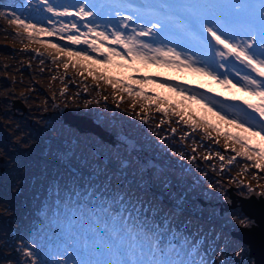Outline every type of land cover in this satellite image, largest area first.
<instances>
[{"label":"rangeland","instance_id":"obj_1","mask_svg":"<svg viewBox=\"0 0 264 264\" xmlns=\"http://www.w3.org/2000/svg\"><path fill=\"white\" fill-rule=\"evenodd\" d=\"M27 2L28 0H0V11L4 10V5ZM32 2L34 4L35 0ZM129 2L146 3L142 0ZM124 14L127 15L128 12L125 11ZM60 19L67 22L76 18ZM44 23L48 26L46 21ZM82 23L81 30L86 31ZM135 24L139 25L141 21L136 20ZM16 31L4 17H0V264H31V258L25 257L21 244H26L30 250H34L33 244H38L44 251H63L67 246L66 224L75 220V231L83 235L88 232L91 221L88 210L108 207L112 203L113 209L119 211L120 205L114 201L121 199L126 209L123 215H138L147 228L156 234L154 239H161L163 247L172 243V240H177V247L183 245L185 256L195 249L194 258L197 260L203 258L207 262L215 261L216 264H220L221 260H226L228 264H250L243 245L236 242V239L221 247L227 251L225 257L216 256V252L220 251L218 246L221 240L232 227L231 222L236 223L232 220L233 214L240 211L236 209L220 218L226 224V230L222 231L212 221L215 208H211L208 203L202 206L197 196L206 201L219 195L227 197V187L237 184L230 182L233 177L238 181L245 180V176H248L250 178L246 181L252 184L253 172L260 177L256 183L264 186V171L250 168L249 172L238 175L246 163L238 157V163L231 165L228 172L220 173V160L214 153L220 152L225 160L231 156L224 148L223 137H220L219 144L213 142L217 136L216 131H212L211 138H205L204 132L199 129L190 132L188 126L176 123L179 117L166 118L162 113L156 112L155 108L149 109L145 128L140 117L135 114L140 112L143 116L144 113L139 106L135 109L129 107L132 100L126 94L121 93L114 98L110 86L103 82L97 86L87 76V72L81 76L80 69L70 66L65 70L63 58L61 62H53L54 52L50 55L51 50L40 44L27 39H14ZM41 38L51 39L62 45L68 43L59 40V37H47L43 34ZM72 47L80 50L86 46ZM35 49H42V52H38L42 55ZM89 55L93 53L89 52ZM41 60L44 61L43 64ZM84 63L106 70L114 76L126 77L130 71L115 64L104 66L93 61ZM136 67L140 74L151 77L162 74L165 75V80L174 78V83L189 82L197 91L225 103H240L244 100L257 102L256 97L240 91L238 87H225L209 76L189 69L142 63H137ZM165 80H159L160 83L149 82L145 84V90L149 94L165 97L167 101L180 107L185 115L193 114L196 118L207 120L222 132L251 137L250 133L230 124V117L221 119L203 104L187 100L161 86ZM85 85L88 86L87 92L84 91ZM41 89L54 93L55 98L48 99ZM19 90L27 96V101L24 102L27 112L24 114H21V107L13 110L10 104L11 99H18ZM119 95H123V102H119ZM233 96L239 100L227 99ZM54 101L69 106L73 112L94 117L97 107L103 114L101 121L106 126L104 128L115 134L123 131L132 136L142 144L145 151L152 154L159 167L150 168L145 173L124 146H109L98 140L96 135L79 133L74 127H65L58 119ZM87 101L92 103L86 107ZM161 120L166 122L161 123ZM172 128H176L175 133L171 132ZM184 132H188L189 137H184ZM161 137H164L163 141ZM249 142L264 147V140L258 136L251 137ZM180 153L184 155L181 156ZM210 153L213 154L212 159H205ZM193 156L194 161L191 160ZM119 188L123 191L118 192ZM207 188L209 191L206 193L204 189ZM242 192H246V189H242ZM140 200L144 201L143 207ZM178 206H183V211L178 210ZM73 211L76 212L75 216ZM81 212L85 217L83 220L80 218ZM194 214L198 217L195 218ZM97 227L99 236L100 226ZM202 234L207 235V240L198 246V237ZM240 248L244 251L237 256L235 253ZM65 258L71 264L72 257L65 254Z\"/></svg>","mask_w":264,"mask_h":264},{"label":"snow or ice","instance_id":"obj_2","mask_svg":"<svg viewBox=\"0 0 264 264\" xmlns=\"http://www.w3.org/2000/svg\"><path fill=\"white\" fill-rule=\"evenodd\" d=\"M3 8L0 17L16 28L14 39H27L51 50L50 55L55 53L52 55L53 62H61L63 58L65 70L71 66L80 69L81 76L87 72L97 86L100 82L110 86L114 98L118 94H126L132 100L129 107L135 109L139 106L144 113L143 116L140 112L135 113L143 122H148L149 109L155 108L166 118L179 117L177 124L183 123L192 132L199 129L205 133V138H211L212 131H216L213 142L219 144L220 137H223L225 150L231 148L235 152L226 164L223 163V154L214 153L221 161V171L227 165L238 163L237 157L246 161L238 175L249 172L250 168L264 171V147L249 142L251 137L257 136L264 140V0H175L173 3L158 4H132L129 0H35L33 4L32 0H28L26 4L14 3ZM61 17L76 19L65 22ZM136 20H140L141 24L136 25ZM45 21L48 26H45ZM81 22L86 31L81 30ZM73 32L76 34H71ZM41 34L59 37V40L68 43H55L41 38ZM78 45L86 47L80 50L72 47ZM84 61L104 66L115 64L130 71L126 77L114 76ZM41 63L44 61L41 60ZM137 63L189 69L209 76L225 87H238L240 91L256 97V103L248 100L225 103L195 88L186 87V82L174 83V78L163 81L161 85L187 100L203 104L221 119L230 117V124L250 133L251 137L222 132L207 120L196 118L193 114L185 115L180 107L165 97L149 94L145 84L160 81L140 74ZM84 91H88L87 85ZM123 98L119 95V102H123ZM227 99L239 100L235 96ZM89 103L92 101H87L85 106ZM165 122L161 120V123ZM171 132L175 133L176 128H172ZM183 135L189 137L190 134L184 132ZM163 139L161 137V141ZM212 155L210 153L205 159H212ZM191 160L194 161L195 157ZM252 177L257 181L260 179L256 172L252 173ZM230 182L237 183L247 193L256 190L243 179L237 181L233 177ZM257 194L264 196V186ZM114 203L120 205L119 211L113 209L112 203L108 207L88 210L91 221L88 232L83 235L75 231V220L66 224L67 246L63 251H44L38 244H33L34 250H30L29 246L21 244L25 257L31 258V264H69L65 254L72 257L71 264H216L203 258L195 259V249L185 256L183 245L177 247L169 243L162 248L154 239L156 234L138 215H123L126 209L122 199ZM140 204L143 207L144 201L140 200ZM73 215H76L75 211ZM80 218L85 219L82 212ZM232 220L243 227L254 223L240 212L234 213ZM97 226H100L99 236ZM243 251L240 248L235 254L240 256ZM221 255L222 252H216L217 257ZM220 264L228 262L221 260Z\"/></svg>","mask_w":264,"mask_h":264},{"label":"water","instance_id":"obj_3","mask_svg":"<svg viewBox=\"0 0 264 264\" xmlns=\"http://www.w3.org/2000/svg\"><path fill=\"white\" fill-rule=\"evenodd\" d=\"M55 105L63 118V122L67 126H74L80 132H93L102 141H108L111 145L116 144L115 141L121 142L133 154L145 172H148L152 166L159 167V164L154 160L153 156L145 152L141 145L133 138L124 133L113 134L103 129L94 117L74 113L65 105L58 103H55ZM18 106L23 108V105L18 99H12V108L14 109ZM226 190L227 197H221L209 203L210 207L217 206L215 219H219L235 208H238L244 216L248 217L250 221H253L254 223L248 227L233 223V228L229 230V234L232 238L244 244L247 257L250 259L251 264H264V196L258 195V191L246 194L237 193V187L234 185L228 186ZM200 202L201 205L206 204L204 200H200Z\"/></svg>","mask_w":264,"mask_h":264},{"label":"flooded vegetation","instance_id":"obj_4","mask_svg":"<svg viewBox=\"0 0 264 264\" xmlns=\"http://www.w3.org/2000/svg\"><path fill=\"white\" fill-rule=\"evenodd\" d=\"M94 114H95V117H97V118H103V114L101 113V111L97 107H96V111H94ZM146 124H147V122H146ZM247 178H250V177H248V176L246 177L245 176V181H246ZM256 182H258V181H256L255 179L254 180L252 179V185L255 187V189H260L261 190V186L259 184H257ZM246 183H248V182L246 181Z\"/></svg>","mask_w":264,"mask_h":264},{"label":"bare ground","instance_id":"obj_5","mask_svg":"<svg viewBox=\"0 0 264 264\" xmlns=\"http://www.w3.org/2000/svg\"><path fill=\"white\" fill-rule=\"evenodd\" d=\"M142 1L149 3V4H158V3H163V2L172 3L169 0H142ZM37 52H42V49H38Z\"/></svg>","mask_w":264,"mask_h":264}]
</instances>
